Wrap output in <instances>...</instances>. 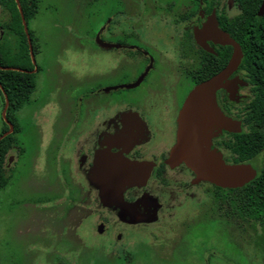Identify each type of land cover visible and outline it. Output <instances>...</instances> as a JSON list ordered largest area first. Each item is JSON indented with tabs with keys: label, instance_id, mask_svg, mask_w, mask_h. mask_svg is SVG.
Instances as JSON below:
<instances>
[{
	"label": "flooded vegetation",
	"instance_id": "flooded-vegetation-1",
	"mask_svg": "<svg viewBox=\"0 0 264 264\" xmlns=\"http://www.w3.org/2000/svg\"><path fill=\"white\" fill-rule=\"evenodd\" d=\"M110 1L98 14L103 22L90 30L72 26L60 30L67 44L78 47L65 49L74 52L68 55L73 57L69 74L75 82L63 89L68 102H54L52 140L44 148L43 164L50 173L76 177L70 200L73 220L78 223L79 218L92 215L93 223L87 233L74 231L57 238L53 264L62 260L67 264H151L147 258H159L158 254L176 264H239L244 235L264 264L258 244L264 234V103L257 98L264 93V73L249 70L242 62L244 46L238 38L244 34L233 23L243 11L240 0H131L130 8L122 2L110 5ZM243 3L251 6L253 0ZM3 5L0 1V15L6 14ZM18 14L23 30L19 9ZM212 14L217 27L238 44L242 54L226 78L232 82L233 94L229 97L223 87L214 93L218 110L231 122V128L219 124L209 139V148L223 166L216 183L196 178L183 162L168 161L187 93L222 69L232 52L231 45L206 35L199 34L197 40L196 32ZM23 20L27 28L28 20ZM0 29H5L2 35L7 41L0 44V70L23 72L22 84L28 85L31 77L35 81L42 69L34 58L37 46L30 43L32 55L29 49L27 55L21 54L13 28L6 23ZM262 31L264 25L250 22L245 34L264 37ZM257 48L246 60L252 65L264 62ZM56 84L50 89L63 84L60 78ZM0 91L3 95L1 85ZM211 122L205 119L203 125L206 128ZM57 139L63 144L58 158L50 152L56 149L52 141ZM67 139L72 144L66 149ZM12 148L13 144L3 161L5 174ZM118 160L142 164L129 172L132 179L125 184L117 170ZM235 165L252 168L254 175L235 184ZM111 167L116 175L108 188L103 176ZM79 176L86 192L81 209ZM40 237L34 238V246L41 245ZM29 242L32 246L33 239ZM62 243L71 247L70 255L62 253ZM28 254L27 264H36L37 259L38 264H50L40 253Z\"/></svg>",
	"mask_w": 264,
	"mask_h": 264
},
{
	"label": "rangeland",
	"instance_id": "rangeland-1",
	"mask_svg": "<svg viewBox=\"0 0 264 264\" xmlns=\"http://www.w3.org/2000/svg\"><path fill=\"white\" fill-rule=\"evenodd\" d=\"M120 2L125 3L128 8L132 7L128 5L131 0H111L110 5ZM105 4L106 0H37L36 11L28 20L30 43L37 46L38 51L34 58L42 69L38 72L40 74L36 75L37 79L26 103L13 112L18 130L13 134V148L8 152L11 159L6 170V183L0 189V264H27L28 255L30 256L28 252L40 253L47 257L46 263L53 264L51 256L55 254L57 257L56 248L59 246L57 238L62 237V233L74 231L87 233L91 229L92 215L79 218L78 223L73 220L70 200L71 196L73 199L76 177L72 174L50 173L44 169L43 151L52 140L54 102L60 105L68 102L69 95H65L63 89L71 82L72 84L75 82L74 77L69 74L74 64L73 57L68 54L73 51L65 49L70 46L75 49L78 47L67 44L61 31L68 30V26L90 30L98 22H103V18H98V14L102 13ZM14 7L18 12L16 2ZM11 8L3 5L6 14L0 15L1 26L11 24L9 14V10L12 13ZM21 11L19 9L20 14ZM3 30L5 29H0L2 38L0 44L7 43L2 35V32L6 34ZM22 35L25 37L26 49L21 42ZM14 38L20 47V53L25 54L28 41L24 30L22 34L14 31ZM67 55L70 57L68 64L64 63ZM56 63L59 65L61 63L62 67L59 69ZM58 78L63 84L55 90ZM44 82L48 84L47 89L43 85ZM54 84L55 87L51 90L50 87ZM1 96L0 91V128L4 122L2 117L4 102ZM71 141L70 139L65 141V144H68L66 149L72 144ZM52 143L56 144V149L50 152L52 156L58 158L63 144L59 139L53 140ZM78 178L80 185L78 207L81 209L83 201L86 200V192L82 177ZM81 212L79 210L80 214ZM38 233L43 235L40 237ZM35 237L42 238L40 246H34ZM30 238L33 239L32 246ZM239 245V264H262L254 252V247L246 241L245 235L242 236ZM61 248L65 255L72 252L71 247L65 243H62ZM226 255L228 258L231 256L229 253ZM156 256L159 258L149 256L147 262L176 264L167 260L164 254ZM38 263L39 259L36 261V264ZM60 264L67 263L62 260Z\"/></svg>",
	"mask_w": 264,
	"mask_h": 264
},
{
	"label": "water",
	"instance_id": "water-1",
	"mask_svg": "<svg viewBox=\"0 0 264 264\" xmlns=\"http://www.w3.org/2000/svg\"><path fill=\"white\" fill-rule=\"evenodd\" d=\"M19 8L18 1L14 0ZM264 13V0H261L260 5L257 9L256 14L261 16ZM22 26L26 33L28 41V49L31 54L30 39L28 36L26 24L23 20L22 15ZM206 35L207 38L212 39L220 44H228L232 46V52L224 64L222 69L217 73L211 75L207 79L195 84L191 90L187 93L182 106L180 108L177 118V140L174 147L171 149L168 161H179L183 162L189 167L198 179H207L212 183L217 182L218 169L222 166L217 154L209 148V139L212 131L222 123L225 128H231V122L222 116L221 112L216 106L214 99L215 90L219 87H223L230 97L233 93L231 91L232 82L226 80L230 72L237 66L241 58V51L238 44L232 40L228 34L216 25L213 14L209 16L206 21L202 24L201 29L196 32L198 35ZM4 107L2 110L3 121L8 125V129L0 134V138L8 134L12 130V125L5 117L7 108V98L3 92ZM206 117V118H204ZM212 121L206 128L203 125L204 120ZM117 166L119 167L118 172L123 178V181H131L132 177L129 172H134L141 166V163L134 161L118 160ZM111 169L108 173L104 174L105 183L108 188L112 187L111 183L114 181L116 172ZM233 180L235 184L240 185L245 182L249 177L254 175L252 168H247L242 165H235L232 167ZM120 178V176L116 177ZM106 197L105 192L101 194V200L104 201Z\"/></svg>",
	"mask_w": 264,
	"mask_h": 264
},
{
	"label": "trees",
	"instance_id": "trees-1",
	"mask_svg": "<svg viewBox=\"0 0 264 264\" xmlns=\"http://www.w3.org/2000/svg\"><path fill=\"white\" fill-rule=\"evenodd\" d=\"M9 9H12V13L9 14L11 17V24L13 28V32H20L22 34V29L20 25L19 20V14L14 7L15 1L14 0H1ZM18 5L20 6V9L22 10V15L25 20H28L33 16V14L36 11L37 8V0H17ZM245 0H240V5L243 8V11L235 17L233 20V23L237 26V30L240 31L244 35H240L238 38L241 44L244 46L243 54L244 59L242 62L245 63V66L252 71L264 73V62H255L254 65H252L250 62H247V58L252 56V53L255 52L253 49L254 47H258L257 50L259 53L258 55L264 56V37H258L255 36H247L245 34V31L247 30V24L252 22L255 25H264V14L262 16H257L254 14V11L256 10V7L259 3V0H253V5L249 6L247 3H243ZM9 4V5H8ZM252 9L253 13L250 14L249 10ZM253 14V15H252ZM257 33H260V29H256ZM264 33V31H262ZM21 42H23L24 48L26 49L25 45V37L21 36ZM25 54L26 50H25ZM8 64V63H1ZM25 74L23 72L18 71H11V70H0V85L2 86V89L6 95L7 98V108L5 112V117L8 120V122L12 125V130L8 134L4 135L0 139V189L5 185L6 183V174L5 169L3 166V161L5 158V155L12 147L14 137L13 134L18 130L17 124L13 118V112L19 109L26 101L28 100L32 89L34 87V79L31 77L29 84H22V77ZM20 80V85H16L17 82ZM3 100V95L1 96ZM257 98L260 99L259 103H264V93H260L257 95ZM7 128V125L2 122L0 132L5 131ZM255 200H258V196H255ZM264 197L261 199V204L263 205ZM262 225H264V221L262 220ZM259 244V253H261L264 257V234H262L259 237L258 240Z\"/></svg>",
	"mask_w": 264,
	"mask_h": 264
}]
</instances>
